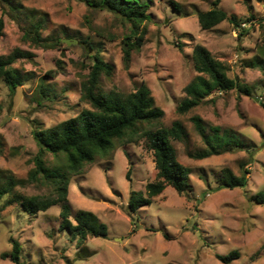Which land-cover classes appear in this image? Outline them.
Here are the masks:
<instances>
[{"label":"rangeland","instance_id":"rangeland-1","mask_svg":"<svg viewBox=\"0 0 264 264\" xmlns=\"http://www.w3.org/2000/svg\"><path fill=\"white\" fill-rule=\"evenodd\" d=\"M212 3L150 0L149 19L139 31L144 42L126 66L123 46L129 24L117 14L81 0H0L5 23L0 57L17 49L33 54L13 63L25 76L14 92L0 78V170L4 179L11 176L14 181L13 190L0 199V264H15L3 256L12 251L13 238L22 246L23 264H264V201L257 200L264 196V73L250 66L257 57L264 58L263 1L222 0L220 7L229 19L203 30L198 13L211 9ZM32 23L42 25V36L54 46H38L25 38ZM197 44L224 61L229 76L239 77L249 94L215 91L199 106L179 113L185 87L198 75L193 61ZM95 55L112 66L110 74L102 72L99 78L100 92L129 94L145 83L165 112L162 124L183 123L185 140L172 142L179 161L191 168L193 190L187 197L167 186L132 219L130 192L145 190L157 180L155 157L146 139L117 145L111 158L99 157L71 177L72 215L80 209L92 211L108 225L107 237H89L79 247L60 228V204L30 214L12 199L15 193H53V186L40 178L29 181L39 152L33 131L55 127L90 108L81 92ZM196 116L208 135L218 127L221 135L240 137L244 147L193 157L208 149L196 130ZM43 158L50 166L60 161L51 153ZM244 167L250 171L246 186H220L224 169L240 176ZM234 250L240 257L232 262L216 256Z\"/></svg>","mask_w":264,"mask_h":264},{"label":"trees","instance_id":"trees-1","mask_svg":"<svg viewBox=\"0 0 264 264\" xmlns=\"http://www.w3.org/2000/svg\"><path fill=\"white\" fill-rule=\"evenodd\" d=\"M6 1V0H3ZM92 8L113 12L129 24V32L125 36L123 53L126 66L129 65L134 49H139L145 39L144 33L139 32L142 24L149 19L150 0H81ZM222 0H213V7L198 13V20L203 30L215 28L229 19V14L220 7ZM263 7H264V0ZM264 22V16L262 18ZM41 24L32 23L26 29L25 38L32 40L38 46L52 47L48 38L41 34ZM5 27L4 19L0 17V34ZM59 42V41H58ZM33 54L17 49L12 55L0 57V78L5 81L9 90L14 92L23 84L25 76L13 66L18 58H32ZM93 67L86 81L82 83L81 98L90 104L77 116L59 123L55 127L42 128L33 131L39 147L35 157L36 166L31 172L29 181L39 178L46 184H51L54 191L47 196H26L15 193L12 201L18 202L30 214L46 211L50 207L61 205L60 228L68 231L81 247L89 237H107L108 225L92 211L80 209L73 216L69 203V186L71 177L80 174L86 164L97 158H111L117 145L138 143L146 139L155 157L157 180L149 182L145 190H132L128 200V213L133 216L139 208L153 203V198L160 195L167 186H172L179 194L191 196L190 184L191 168L181 163L178 151L172 140L183 141L186 131L183 123L176 120L171 127L161 122L165 112L156 106L150 88L141 84L134 92L121 94L116 92L103 93L98 89L102 72L111 73L112 66L99 55L93 56ZM193 61L198 75L185 87L186 97L177 107L179 113H187L203 103L215 91L228 92L237 89L249 94V89L240 82L239 77H230L228 65L216 58L211 51L202 44H197L193 51ZM250 66L258 67L264 73V58L257 57ZM52 72V71H50ZM44 94H48L41 85ZM264 106V101L262 102ZM196 130L208 145V149L193 157L202 159L210 155H217L242 148L244 143L236 134L221 135L220 129L214 127L215 133L208 135L206 127L199 116L193 117ZM51 153L59 163L47 165L44 155ZM250 174L244 167L242 175L238 176L230 169L223 170L220 186L226 188L244 187ZM7 178V179H6ZM4 179L0 170V199L4 194L13 190L14 181L11 176ZM130 180V169L127 172ZM22 182V181H21ZM257 200L264 201V196L258 195ZM12 251L4 253L15 264L21 262L22 246L16 239H11ZM224 263L232 262L240 257L238 250L227 255L216 254Z\"/></svg>","mask_w":264,"mask_h":264},{"label":"water","instance_id":"water-1","mask_svg":"<svg viewBox=\"0 0 264 264\" xmlns=\"http://www.w3.org/2000/svg\"><path fill=\"white\" fill-rule=\"evenodd\" d=\"M66 42H67V43H71L69 39H66Z\"/></svg>","mask_w":264,"mask_h":264}]
</instances>
